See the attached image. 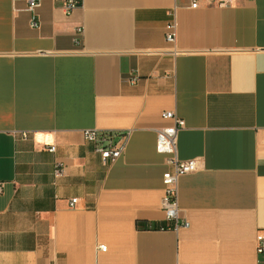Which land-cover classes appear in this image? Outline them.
<instances>
[{
    "label": "crops",
    "instance_id": "0c3cea01",
    "mask_svg": "<svg viewBox=\"0 0 264 264\" xmlns=\"http://www.w3.org/2000/svg\"><path fill=\"white\" fill-rule=\"evenodd\" d=\"M38 1L34 27L28 0H0V264H264V0H80L70 16ZM163 112L185 122L178 159L199 164L178 229ZM85 130L130 141L104 162Z\"/></svg>",
    "mask_w": 264,
    "mask_h": 264
},
{
    "label": "built area",
    "instance_id": "2783aa9c",
    "mask_svg": "<svg viewBox=\"0 0 264 264\" xmlns=\"http://www.w3.org/2000/svg\"><path fill=\"white\" fill-rule=\"evenodd\" d=\"M81 4L80 0H64V11L70 16ZM28 9L33 13L34 27H38L39 24L36 20V10L40 7V1L28 0ZM217 6L220 8L230 7L233 5V0H215L214 3L209 6ZM192 8H199L200 3L198 0H194ZM84 29L77 27L75 29L74 42L80 44V37L83 35ZM165 38L168 44L176 46L177 42V26L176 21L172 20L166 27ZM175 53V51H173ZM133 84L138 82V77L134 76L131 81ZM162 118L164 120L174 121V125L166 128H162L157 132V144L156 150L159 154L169 156V163L173 165V171H168L164 174V196L162 198V209L165 211L168 220L176 221L175 228H179L178 219L180 216V209L178 203V187L179 180L181 177L196 172L199 168L197 160L181 161L177 157V141L178 133L185 128L184 120L178 118L173 112H163ZM84 139L86 142L94 146V150L98 153L104 162L116 161L125 153L129 141L130 132H123L119 134L118 140L114 139L112 132H103L98 130H85L83 132ZM23 138L26 139L28 135L22 134ZM49 152L54 153L56 151L55 146H51L48 149ZM66 167L63 162H57L54 168V176L59 179L64 177ZM1 191V190H0ZM77 204V199H73L70 202V207L74 208ZM183 227H189L188 222H184ZM102 251H106V247L100 246ZM257 253L258 255H264V234H259L257 237Z\"/></svg>",
    "mask_w": 264,
    "mask_h": 264
},
{
    "label": "water",
    "instance_id": "95a60500",
    "mask_svg": "<svg viewBox=\"0 0 264 264\" xmlns=\"http://www.w3.org/2000/svg\"><path fill=\"white\" fill-rule=\"evenodd\" d=\"M81 5V4H80Z\"/></svg>",
    "mask_w": 264,
    "mask_h": 264
}]
</instances>
